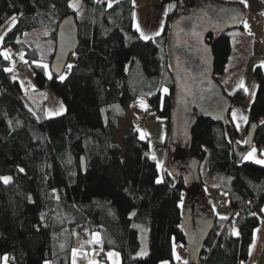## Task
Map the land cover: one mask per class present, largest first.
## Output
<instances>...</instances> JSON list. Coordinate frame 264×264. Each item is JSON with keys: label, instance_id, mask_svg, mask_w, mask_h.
I'll use <instances>...</instances> for the list:
<instances>
[{"label": "trees", "instance_id": "16d2710c", "mask_svg": "<svg viewBox=\"0 0 264 264\" xmlns=\"http://www.w3.org/2000/svg\"><path fill=\"white\" fill-rule=\"evenodd\" d=\"M223 1L161 0L167 6L163 29L144 40L134 26V0L111 5L83 0L79 10L69 6L71 0H0V27L17 17L3 47L23 51L39 87H50L66 106L53 117L34 110L13 79L11 60L0 52V264L5 256L15 264H72L77 241L82 247L95 231L101 232L105 248L121 252V264H176L174 243L187 248L183 217L188 194L199 212L213 218L197 264H243L248 259L264 206V163L246 158L254 147L264 152V69L255 70L258 85L248 109L246 131L256 124L252 144L239 140L231 115L228 123L199 116L187 140V159L207 161V175L218 181L213 188L229 199L226 219L207 204L202 174V190L188 193L181 173L160 171L148 153L150 141L135 126L127 129L122 144L112 139L126 104L145 96L159 121L168 125L169 145L177 87L168 56L171 23L181 11ZM238 5L244 17L235 30L244 28L246 15L245 4ZM69 15L79 26V47L71 68L48 76L39 61L51 66L58 26ZM39 29L43 45L25 38ZM233 29L207 40L215 78L232 101L243 100L245 90L230 95L218 75L231 54ZM6 176L8 183L2 179ZM228 219L232 230L224 228ZM140 225L148 227L146 256H139Z\"/></svg>", "mask_w": 264, "mask_h": 264}, {"label": "water", "instance_id": "95a60500", "mask_svg": "<svg viewBox=\"0 0 264 264\" xmlns=\"http://www.w3.org/2000/svg\"><path fill=\"white\" fill-rule=\"evenodd\" d=\"M244 12L238 4L193 7L181 11L171 23L168 56L177 81L172 113L169 169L182 174L188 193L202 190L201 162L187 159V140L201 115L221 123L230 121L233 101L215 78L214 55L209 35L238 27ZM79 26L74 15L64 18L57 32L56 49L51 62L52 71L60 76L79 47ZM256 124L248 130V143H253ZM83 171L86 160H82ZM188 194L183 226L186 233L190 264H197L213 225V218L197 210ZM80 246L77 241L76 247Z\"/></svg>", "mask_w": 264, "mask_h": 264}, {"label": "rangeland", "instance_id": "374dc122", "mask_svg": "<svg viewBox=\"0 0 264 264\" xmlns=\"http://www.w3.org/2000/svg\"><path fill=\"white\" fill-rule=\"evenodd\" d=\"M100 1V0H98ZM117 0H108L107 2L111 5ZM155 0H134L135 3V11H134V26L139 30H142L145 20H147L149 13L151 12L149 9H156L157 5L154 3ZM225 2V1H223ZM83 0H71V4H74L76 10H79L82 7ZM225 4H239V3H228ZM151 7V8H150ZM167 12V11H166ZM166 12L164 16L166 17ZM13 18H15L13 20ZM17 21V17L12 16L8 21H6L0 27V52L5 57L11 60V70H14L13 79L17 80L20 84L21 90L23 92L24 97L31 105L34 110L42 111L43 116L45 117H53L57 115H61L66 111V106L64 104L63 99L55 94L50 87L41 88L39 87L36 77H35V69L31 62L28 61L27 57L24 55L23 51H17L12 47H3V40L6 33L15 25ZM165 21V20H164ZM245 23H250L249 16H247L244 20ZM41 31L36 30L30 33L25 34V38L29 40L36 41L38 44L43 45V41L41 38ZM235 29L231 31V34H234ZM44 48L48 52L49 46L48 43H44ZM76 56V55H75ZM74 60V55L72 54L67 65H72ZM28 61V62H27ZM36 64L37 61H34ZM40 64L46 65V71L48 76L52 75L51 66L46 61H39ZM26 65L28 67L27 70H24L22 67H18V65ZM13 67V68H12ZM128 109V110H127ZM126 111L129 113L130 117L120 119L119 129L113 134V142L121 143L122 137L126 133V127L129 123H133V126L139 130V135L143 139H148L150 141V150L149 155L156 158L159 163L160 171L162 172L163 168H169V152H170V142L169 145H166L165 140L168 135V125L166 122L159 121L157 111L151 106L148 99L145 96H140L138 98L132 99L126 104ZM126 112V114H127ZM144 115H141V114ZM125 117V116H124ZM131 118V120H130ZM132 126V127H133ZM248 136L245 134L239 138L241 141H247ZM122 144V143H121ZM200 171L202 174V179L206 186V202L207 204L221 217L230 216V209L228 208L229 199L228 197H224L221 192L214 189L213 187L218 184L217 179L213 177H209L207 175V161H204L201 164ZM9 177V176H6ZM213 188V189H212ZM212 189V190H211ZM217 191V193L215 192ZM140 240H141V249L139 252V256H146L149 252V239H148V227L144 225H140ZM88 240V242L86 241ZM102 240V234L100 231H95L88 237L83 239V245L81 248L86 249L87 252H90V258L93 260H100V253L102 251H106L107 253H113L114 255L109 256L108 259L111 262H122L123 256L120 251L114 248H104L103 245H97L96 242ZM93 241L92 248L86 247L87 243H91ZM175 249L174 253L176 254L175 263L182 264L183 261L182 256L183 250L188 253V249L180 243H174ZM178 245V246H177ZM80 249V246L77 247ZM77 249V250H78ZM76 250V251H77ZM76 251L74 252L76 254ZM182 251V252H181ZM74 256V254H73ZM179 257V259H177ZM6 259L7 256L5 257ZM6 261V260H5ZM74 261V258L72 262ZM7 263V262H6Z\"/></svg>", "mask_w": 264, "mask_h": 264}, {"label": "crops", "instance_id": "0c3cea01", "mask_svg": "<svg viewBox=\"0 0 264 264\" xmlns=\"http://www.w3.org/2000/svg\"><path fill=\"white\" fill-rule=\"evenodd\" d=\"M224 1L228 3H244L246 6L245 18L249 16L251 21L248 24L244 22V28H238L234 31V34H231V54L224 72L218 75L220 82L224 85L227 93L230 95H233L240 88L244 89L246 92V97L243 100L235 99L233 101L230 112L232 118L233 112L236 113V118L234 121L238 127L240 138L242 134H246L248 136V132L246 131L248 109L254 100L258 85L257 78L255 76V70L258 67L264 69V0H244V2H242V0ZM154 3L157 5V8L149 9L151 12L149 13L147 20H145L142 30H139L140 32L143 31L145 35L150 37H155L157 32L160 33L162 31L165 22L164 13L167 11V6L163 4L161 0H155ZM127 116L130 117L128 112L125 117H122L121 119H126L128 118ZM242 117H247V120L242 119ZM132 126L133 123L131 120V123H129L125 131H127V129L131 128ZM250 153L252 155L250 158H248L249 160L255 162L257 160H264V152L259 151L256 147H254L249 152V154ZM249 154L247 157H249ZM86 241L88 242L87 239ZM94 243L91 241V243L86 244V247L92 248ZM96 243L97 245H103V239ZM183 254V261H187L188 258L189 262V252L186 253L183 250ZM108 255L109 253L102 251L100 253V260H93L90 258V252H87L86 249L80 247V249L76 251V254L74 253V261L72 264H92L98 263L102 259L106 264L122 263L111 262V260L108 259ZM174 256H176L175 253ZM5 257L3 258V264H15L8 257V259H5ZM45 264L52 263L46 262ZM182 264L185 263L183 262ZM243 264H264V206L263 216L261 217L259 225L254 231L249 257Z\"/></svg>", "mask_w": 264, "mask_h": 264}, {"label": "snow or ice", "instance_id": "6c2138e0", "mask_svg": "<svg viewBox=\"0 0 264 264\" xmlns=\"http://www.w3.org/2000/svg\"><path fill=\"white\" fill-rule=\"evenodd\" d=\"M242 2H244V0H242ZM69 6H70V7H75L74 4H70ZM170 7H174V5H173V6H170ZM14 19H15V18H13V20H14ZM138 30H139V27H138ZM159 34H160L159 32L156 33V35H159ZM140 36H141V38L144 39V40H149V39L152 38V37H150V36H148V35H145L143 31L140 32ZM0 39H2V38H0ZM45 67H47V66L45 65ZM68 67L71 68L72 65H69ZM60 78H61V79H64L63 76H61ZM165 91H167V89H165ZM232 115H233V119H235V118H236V113L233 112ZM242 119L247 120V117H242ZM251 155H252V154L250 153V154H249V157H246V158H250ZM256 162H257V163H264V160H257ZM20 171L23 172L24 170H23V169H20ZM2 179H3V181H4L5 183H8L9 180H10V177H3ZM159 182H160V181L158 180L157 183H159ZM222 219H226V217H222ZM112 255H114V254H113V253H109V256H112ZM5 259H6V258H5ZM177 259H179V257H177ZM185 264H187V262H185Z\"/></svg>", "mask_w": 264, "mask_h": 264}, {"label": "built area", "instance_id": "2783aa9c", "mask_svg": "<svg viewBox=\"0 0 264 264\" xmlns=\"http://www.w3.org/2000/svg\"><path fill=\"white\" fill-rule=\"evenodd\" d=\"M100 1H104V0H100ZM18 67H22L24 70H27L28 67L26 65H18ZM141 115H144L143 113ZM224 228H226L227 230H232L233 229V223L230 219H228L226 222H225V225H224Z\"/></svg>", "mask_w": 264, "mask_h": 264}]
</instances>
